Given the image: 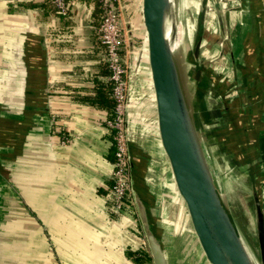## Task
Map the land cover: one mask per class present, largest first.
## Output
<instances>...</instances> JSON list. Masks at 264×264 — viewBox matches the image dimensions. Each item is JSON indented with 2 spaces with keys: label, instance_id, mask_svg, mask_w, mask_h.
I'll list each match as a JSON object with an SVG mask.
<instances>
[{
  "label": "crops",
  "instance_id": "obj_1",
  "mask_svg": "<svg viewBox=\"0 0 264 264\" xmlns=\"http://www.w3.org/2000/svg\"><path fill=\"white\" fill-rule=\"evenodd\" d=\"M64 2L58 13L51 0H0V264H152L136 209L117 218L106 209L108 113L86 101L97 86L108 95L96 4ZM203 6L199 61L212 73L217 100L210 116L225 119L226 135L213 122L219 140L233 141L264 191V0ZM132 139L156 219L150 178L139 169L141 146ZM165 237L161 226L169 264Z\"/></svg>",
  "mask_w": 264,
  "mask_h": 264
},
{
  "label": "water",
  "instance_id": "obj_2",
  "mask_svg": "<svg viewBox=\"0 0 264 264\" xmlns=\"http://www.w3.org/2000/svg\"><path fill=\"white\" fill-rule=\"evenodd\" d=\"M171 6V0H139L156 136L169 181L206 264H253L213 184L182 85L178 54L171 51L165 36L166 20H171ZM203 17L202 5L190 48L195 64L199 62ZM172 24L171 31L176 36ZM129 142L130 191L151 263L168 264L161 228L149 206L146 180L137 172ZM251 201L257 251V261H254L264 264V214L260 188H252Z\"/></svg>",
  "mask_w": 264,
  "mask_h": 264
},
{
  "label": "rangeland",
  "instance_id": "obj_3",
  "mask_svg": "<svg viewBox=\"0 0 264 264\" xmlns=\"http://www.w3.org/2000/svg\"><path fill=\"white\" fill-rule=\"evenodd\" d=\"M114 4L118 11V21L122 32L121 56L126 66L127 75L131 77L126 129L129 139L133 138L141 146L142 156L139 169L144 175L146 174L145 177L149 176L152 193L158 203V206L156 204V208L154 207V212L159 226L163 227L166 236L169 264H203L195 251L196 245L188 236L187 220L183 208L180 202L176 201L172 187L170 188L171 183L169 184L168 175L164 173L166 165L155 135L152 107L149 106L150 89L139 0H114ZM171 4L169 17L174 23L177 39L182 41L178 53L180 77L190 111L197 117L204 138L205 159L213 184L243 245L249 251L252 259L257 261L251 190L252 188L259 189L261 186L259 174L251 172L253 166L248 163V158L239 162L238 151L232 140H219L213 122L224 127L220 129L223 134L226 133L227 128L223 122L225 119L220 117L222 122L219 121L216 111L212 112L216 120L214 118L212 122L210 116V111L215 105L217 106L211 85L212 73L202 67L200 61L196 63L198 65L196 67L191 63L192 36L203 0H171ZM183 23L187 27L185 33L182 32ZM180 30L181 33H177ZM183 58L187 61V67ZM221 123L222 125H220ZM258 170L262 171L261 168ZM7 241L8 238H5L1 243H7Z\"/></svg>",
  "mask_w": 264,
  "mask_h": 264
},
{
  "label": "built area",
  "instance_id": "obj_4",
  "mask_svg": "<svg viewBox=\"0 0 264 264\" xmlns=\"http://www.w3.org/2000/svg\"><path fill=\"white\" fill-rule=\"evenodd\" d=\"M58 13L66 12L64 0H51ZM101 14L97 24V36L103 48V62L108 71L110 97L113 101L110 117L103 123L112 141V166L109 173L110 184L105 187L106 209L115 217L123 212L134 213L135 206L130 191L128 164L129 134L126 117L129 98L130 76L121 56L122 32L119 26L118 11L114 0H96ZM68 141L61 138V142Z\"/></svg>",
  "mask_w": 264,
  "mask_h": 264
},
{
  "label": "trees",
  "instance_id": "obj_5",
  "mask_svg": "<svg viewBox=\"0 0 264 264\" xmlns=\"http://www.w3.org/2000/svg\"><path fill=\"white\" fill-rule=\"evenodd\" d=\"M94 3L96 4V13H95V17L97 19V24H98V21H99V16L101 14V10L99 8V3L94 0ZM105 65V64H104ZM105 69H106V66H105ZM107 71V69H106ZM107 74H108V71H107ZM109 84V83H108ZM98 88H96L94 94L90 97H87L86 98V101L89 102L90 104H94V105H98V106H102V107H105L107 108V113H108V116L107 117H110L111 115V108L113 106V101H112V98L110 97V84L105 86V88L103 89L104 90H107L108 91V95L104 92H100L101 91V86H97ZM109 143H110V148L111 150H113V146H112V141H111V137H110V140H109ZM262 194L264 191H261ZM263 214H264V206H263ZM137 262H140V258L139 257H135L134 258Z\"/></svg>",
  "mask_w": 264,
  "mask_h": 264
},
{
  "label": "bare ground",
  "instance_id": "obj_6",
  "mask_svg": "<svg viewBox=\"0 0 264 264\" xmlns=\"http://www.w3.org/2000/svg\"><path fill=\"white\" fill-rule=\"evenodd\" d=\"M173 24H172V21L171 20H166V28H165V36H166V38L169 40V42H170V48H171V51L174 53V54H178V52H179V49H180V44H181V39H177V37L176 36H173V32L171 31V26H172ZM187 30V27L185 26V24L183 23V25H182V32L183 33H185V31ZM177 33H181V30L180 31H178ZM178 35H180V34H178ZM184 45V44H183ZM185 47H186V45H184ZM186 50V49H185ZM184 53H185V51H184ZM192 59V58H191ZM183 62H185V65H186V63H187V61L183 58ZM191 63H193V65H195V67H196V65L197 64H195L194 63V61L193 60H191ZM198 66V65H197ZM186 67H187V65H186ZM194 118H195V121H196V130H197V132H198V134H199V137H200V142H201V146H202V149H203V152H204V156H206V147H205V142H204V138H203V135H202V133H201V131H200V128H199V124H198V121H197V117L196 116H194ZM245 249H246V252L248 253V256H249V258H250V260L253 262V264H257L253 259H252V257H251V255H250V253H249V251L247 250V248L245 247Z\"/></svg>",
  "mask_w": 264,
  "mask_h": 264
}]
</instances>
